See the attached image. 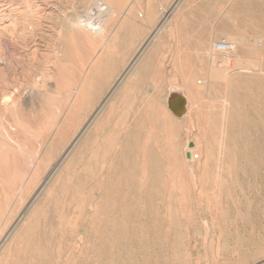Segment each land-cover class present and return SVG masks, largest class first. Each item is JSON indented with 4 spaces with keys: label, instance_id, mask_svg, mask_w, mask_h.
<instances>
[{
    "label": "rangeland",
    "instance_id": "1",
    "mask_svg": "<svg viewBox=\"0 0 264 264\" xmlns=\"http://www.w3.org/2000/svg\"><path fill=\"white\" fill-rule=\"evenodd\" d=\"M89 1L94 6L93 3L98 0H0V21L6 25L12 21L11 13H16L19 22L27 19L31 7H26V2L32 5L35 13L31 17L35 22L28 28L31 34L25 37L14 34L13 38L11 33L6 32L13 39L8 36L7 41H2L6 45L0 44V50L13 64L7 68L6 77H15L22 86L27 85L29 80L41 77L42 63L47 60L46 66L54 72L46 81L51 92L56 91L57 83L62 78L80 79L81 60L87 53L80 42L73 40L70 25L75 24L77 16L81 17ZM173 1L136 0L120 18V15L117 16L111 23V38L100 55V68L89 75L90 79L85 85L91 100L84 107V116L92 112L94 107L91 110L90 105L98 104L108 91V86L123 72L138 46L164 18L161 7L165 5L168 12L172 11ZM149 9L156 11L151 20L147 17ZM169 20L160 31L158 41L146 51L139 61H142L141 64L138 62L136 65L135 73L127 78L104 107L99 119V123H102L100 132L104 135L97 133L101 126L97 128L96 124L90 128L83 142L88 146L81 155L78 154L79 149L76 151L78 157L72 179V189L82 192L85 201L95 193L92 190L93 173L96 172L97 159H102V156L98 158L99 155H96L98 151L108 150L116 155L114 159L119 161L115 162L118 167L122 166L120 160L125 158L138 168H162L164 178L160 186L161 194L154 199L155 209L150 211L149 200L145 198L131 202L130 207L134 211L129 213L128 219L134 228L125 237L116 232L107 233L102 226L97 227V219L89 214L77 217L76 213L73 217L76 219H72L78 222L74 225L75 234L81 231L84 242L73 244L66 241L59 263L50 255L48 259L38 255L46 248L50 253V247L57 244V237L61 235L59 231L51 235L47 219L50 221L52 218L54 200L45 199L47 191H42L44 184H40L32 198L36 197V207L48 201L45 205L49 213L45 219L47 223L45 225L43 215L39 226L33 225L28 230L23 243L14 246L15 255L9 264H102L105 261L101 263L97 254L100 248L121 247L119 243L128 240L132 244L117 252L121 255L117 264H264V94L257 90L258 86L236 84L229 87L225 80L212 87L192 84V106L182 121L166 113L164 101L166 87L174 79L173 75L178 73L175 66L179 56L184 70L193 72L202 81L208 75L203 64L208 61L206 52L213 40L218 41L222 36L228 39L229 46L223 53L228 55L227 58L233 54H246L244 46L233 43L234 40H230L225 32L250 36L255 41L259 37L262 40L258 46L261 52L254 55L259 56L260 60L255 69L235 70L231 60L228 63L225 58L218 57L214 62L216 69L223 72L229 69L233 73L239 72L242 77L254 76L264 80V0H184ZM58 61L64 64L60 72L55 66ZM144 61L147 65L137 68ZM26 89L24 94H28ZM196 114H199L198 117ZM31 118L33 122L38 120ZM8 120L10 117L4 118L6 125ZM186 139L198 142V149L207 157L205 165L196 161L187 165L185 159L188 152L185 154L182 147ZM127 142L132 145L128 150L125 147ZM151 159L156 160L157 164L152 165ZM188 167L194 169L192 175ZM202 167L205 171L199 174L198 170ZM66 168L67 165L60 169V176L52 181L54 199L63 196L69 198L62 193L67 182L63 178ZM214 171L221 173L219 183L213 181ZM142 179L146 178L142 176ZM2 186L0 182V206L4 203ZM133 190L138 193L140 188L134 187ZM98 192L96 195L103 196V201L108 202L107 191ZM74 200L79 203L81 199L76 196ZM27 204L22 205L18 212L25 211ZM8 206L12 207L13 203ZM87 208L93 209L91 206ZM137 208L138 211H135ZM78 209L77 206L73 208L74 211ZM7 215L2 216V221L9 219ZM70 225L68 222L67 231L71 235ZM10 226L12 223L0 230L2 241L10 235ZM194 227H198L197 230ZM68 232L67 238L70 237ZM83 244L84 248L81 246ZM85 249L90 252L87 253Z\"/></svg>",
    "mask_w": 264,
    "mask_h": 264
},
{
    "label": "bare ground",
    "instance_id": "2",
    "mask_svg": "<svg viewBox=\"0 0 264 264\" xmlns=\"http://www.w3.org/2000/svg\"><path fill=\"white\" fill-rule=\"evenodd\" d=\"M183 1L184 0H174L172 3L174 7L172 11L169 12L168 9H166L167 6L164 5L161 7L160 12L162 13L164 18L161 19L160 22L153 27L152 31L138 46L131 60L124 67L123 72L118 75L116 79H114L113 83L110 84V86H108V91L98 102V104L96 106H94L93 104L90 105V109L92 110L93 107L94 109L90 114H87L85 116L83 115L84 107L88 106L87 104L91 100L90 92L85 88V85L90 79L89 75L94 73L95 69L97 72L100 68V55L104 50H106L108 46V40L111 38V31H109V27L111 26V23L116 20L117 16L120 15V18L121 15L124 14V12H126L130 8V6L136 2V0H98L96 2L94 1V6L90 3L91 1L88 2L87 9L84 11L81 17L77 16V19L74 20L75 24L70 25L73 40H75L76 42H80L85 47L87 53L85 57H83V59L81 60L82 76L78 80L74 79L73 77L62 78V80L57 83V89L55 92H51L49 90L46 82L47 79L54 74V72L49 71L48 67L46 66L47 60H44L42 63L43 70L41 73L42 75L40 74L41 77H39L38 79L29 80L27 85L22 86V84L17 81V78L14 77V79L11 77H6V72L8 71L7 68L13 64L10 63L12 60L10 61L8 59V61V57L6 58L4 56V51L2 52L0 50V182L3 185L2 194L4 197L3 206H0V230H3L2 228L4 226L8 227L12 223V226H10L9 228L11 230V233H9L10 235L7 236L4 241L0 239V264H9L11 258L15 255L16 250L14 249V246L23 243L25 235L27 234L28 230L33 227V225L37 227L39 226L43 215L44 220L49 217L47 208L45 209V205L47 204L49 199L52 201L54 200L52 218L50 221L49 218L47 219L50 227L49 229L52 236L55 231H59L61 235H58L57 237V244L54 245V247H50V253L46 248L40 251L38 255L39 257H42L44 259H48L47 257H49L50 255V258L55 260L56 262L61 260L63 256L62 254H64L61 253V250L65 249L64 247L66 245V241H71L73 242V244H81L82 241L84 242V240H81V231L75 234L76 227L74 228V225H76V223L78 222H76L77 220L73 221L72 219H76L73 218L75 217L74 215H76V213L78 215L77 217L86 216L87 214H89L91 215V217L93 216L92 218L95 217V219H97L98 226L96 223H94L97 227L102 226L104 228V231L106 230L107 233L116 232L119 233V235L125 237L134 228L133 224L128 219L129 213L131 211H134V208L130 207L131 202L136 201L139 198L148 199L150 203V211L153 212V210L155 209L154 199L159 194H161L160 186H162V180L164 178L162 168H138L135 167L136 165L134 163L125 158L123 160H120V165L122 166H119V168L116 165V163L119 161L116 162V159H114L116 158V155L111 154V152L109 153L108 150L106 152L101 153L98 151L96 155H99L98 158L102 156V159H97L96 172L93 173L92 182L94 184L92 190H95V193L90 195V197H88V199H86L85 201L83 199L84 194L82 195V192L75 191V189H72L74 186H72V179L74 177V172L76 171L75 165L78 154H83L84 148L88 146L87 143L83 142L90 128L94 125L96 126L97 124V128L101 126V128L98 129L97 133L99 135H104L100 132V130H102V123H99V119L101 117V113L104 107L111 102L112 97L119 89V87L133 73L136 65L145 55L146 51L149 50L156 41H158V38L161 34L160 31L162 32V28H164L167 25V22L170 21V15L174 13L176 7H179V5H181ZM26 3V7H31V9L27 12L29 14L27 15V19H29L28 22L27 19H25V21L23 20L19 22L15 15L16 13H11L9 15L10 17H12V21L10 24L6 25L2 23V20L0 21V44L2 41H7L8 36H10L9 38H11V35H13L14 38V34H16L18 37H25L28 36V34L32 33L31 29L28 30V28L32 27L35 22L31 18L32 16L34 17L35 13L32 9V5L28 4V2ZM92 7H96L98 9V17L100 18V20H102L101 23L99 22L98 27H93V25L95 24L93 23L92 19H90L92 18V12H90V9ZM155 15L156 11L153 12V10L151 9L147 10V17L149 18V20H151L152 16ZM6 32L11 33V35H7ZM224 34H226V36L229 37L230 40H234L232 41L233 43L243 45L246 54L242 56L239 54H233L232 56L227 58L228 55L223 53H217L214 51L213 47L216 42V39L213 40L206 52L208 61L203 64V66L206 67L208 72L207 78H205L204 80L200 81V79L197 78L193 72H186L184 70L182 62H180L181 57H178L179 61L176 63L175 66L178 70V73L174 74V79L168 83L166 87L167 92L164 100L167 107L166 113L169 115L172 114L178 121L184 120L190 113V108L193 102V92L191 90L192 84H203V86L205 84L209 85L208 87H212L216 83L225 80L229 87L234 86L236 84H244V86L247 87L258 86L257 90H259L261 94H264V80L257 79L254 76L242 77L239 72L233 73L229 69H226V72H223L221 70L216 69V67L214 66L216 58L220 57L225 58L228 63L229 60H231V64L233 66V69L235 68V70L237 68L255 69L259 64L260 57L257 55L255 56L254 54L261 52V48H258V46H260L262 40L258 37L255 41L253 40V37H246L238 33L225 32ZM18 40L19 39H17V41ZM141 62L139 63L141 64ZM146 65L147 63L146 61H144L141 67H139V65L137 68H142V66L145 67ZM55 66L60 72L62 71L64 64L63 62L58 61ZM25 88H28L26 89L28 90V94H24L26 92L24 91ZM179 88L182 89L183 94L187 99V112L182 118L176 117L167 105L169 91H176ZM198 115L199 114H196L197 117ZM7 116L10 117L11 122L8 120V124L6 125V123L4 122V118ZM31 117H34L35 120H38L33 122ZM96 140L97 138H95V141ZM190 141L193 143L192 146L188 145ZM183 144L184 146L182 147L184 153L186 154V152H189L191 154V157L186 156L185 161L187 165L195 161L203 165L206 164L207 157L203 154V152H200V150L198 149V142L196 140L186 139ZM130 146L132 147L129 142L125 144L127 150ZM111 148L112 147H110V149ZM78 149L79 153L76 154V151ZM151 163L152 165H155L157 164V161L151 159ZM65 165H67V168L65 170L63 178H65V181L67 182L63 187L62 193L68 195L69 198H67V196H63L60 198L56 197L54 199V187L52 186V181L56 177L60 176L59 171L60 169H63ZM145 171L148 172L145 173ZM204 171L205 168L202 167L200 168V170H198V173L201 174ZM188 172L192 175L194 173V169L188 167ZM141 175L143 176V178L145 177L146 179H142ZM220 177V171L213 172L212 178L215 183L220 182ZM40 184H44L42 187V191H47L45 199L48 201H45L41 205L36 207V197L32 198V196ZM134 187L140 188V191L138 193L134 192ZM103 190L107 191L108 193V202L106 200L103 201V196L96 195L97 191L103 192ZM76 196H79V198L81 199L79 203L74 200ZM9 203H13V206L9 207ZM25 204H27L26 210L19 213L18 211L20 207ZM74 206L79 207V209L76 210L77 212L73 210ZM88 206H91L93 209L88 210ZM138 208L135 209V211H138ZM141 212L144 213L142 209ZM6 214L9 215V219L6 218V221H2V216ZM155 221L156 220H154V222ZM68 222H70V226L72 228H70L71 235L68 232L69 228L67 229ZM46 223L47 221L45 220V225ZM197 228L198 227H194V230H197ZM66 232H68L70 236L69 238H67L68 236L66 235ZM96 232L98 231L96 230ZM94 233L95 232H93L92 234L94 235ZM78 235L80 236L78 237ZM104 237L105 236H103L102 238ZM103 240L102 242L104 245ZM100 242L98 241V243ZM119 244L120 245L118 246L121 247H116L118 248V251L113 246L109 248H107L106 246L107 249L101 250L100 248L98 250V259L100 260V262L105 261L104 263L101 262L102 264H114L113 262L117 264V262L121 258V255L119 256V253L117 254V252H122L123 247L126 248L132 243L131 240H128L124 242L121 241ZM84 245L85 244L81 246H83L84 248ZM103 245H101V247H103ZM73 246L74 245L71 246L72 249L74 248ZM77 246L79 247V245ZM55 249L58 250L56 251ZM88 249H85V251H87ZM81 251L83 252L82 249ZM89 252L90 251H87V253ZM176 255L177 254L174 255L175 259H177ZM87 256H89V254ZM121 262H124V260L122 261L121 259Z\"/></svg>",
    "mask_w": 264,
    "mask_h": 264
},
{
    "label": "water",
    "instance_id": "3",
    "mask_svg": "<svg viewBox=\"0 0 264 264\" xmlns=\"http://www.w3.org/2000/svg\"><path fill=\"white\" fill-rule=\"evenodd\" d=\"M167 105L171 112L179 118H182L187 112V99L183 94L182 89H177L169 91L167 98ZM190 146L193 145L191 142ZM187 157H191V154L188 152Z\"/></svg>",
    "mask_w": 264,
    "mask_h": 264
},
{
    "label": "built area",
    "instance_id": "4",
    "mask_svg": "<svg viewBox=\"0 0 264 264\" xmlns=\"http://www.w3.org/2000/svg\"><path fill=\"white\" fill-rule=\"evenodd\" d=\"M90 12H92V21L95 25H93V27H98L99 26V22L101 23L102 20H100V18L98 17V9L96 7H92L90 9ZM229 46V42L228 39L225 36H222L218 39V41L215 42L214 44V51L217 53H225L227 50V47Z\"/></svg>",
    "mask_w": 264,
    "mask_h": 264
}]
</instances>
